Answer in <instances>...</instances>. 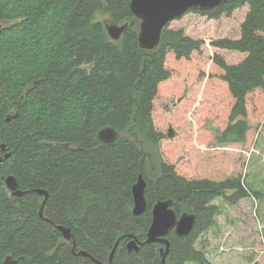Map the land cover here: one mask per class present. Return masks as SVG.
<instances>
[{
	"label": "trees",
	"instance_id": "trees-1",
	"mask_svg": "<svg viewBox=\"0 0 264 264\" xmlns=\"http://www.w3.org/2000/svg\"><path fill=\"white\" fill-rule=\"evenodd\" d=\"M130 4L0 0V154L2 144L11 153L0 164V264L8 256L18 264H98L79 255L81 250L109 263L120 237L147 239L154 204L170 199L178 215L194 214L196 224L187 236L170 233L167 263L211 264L196 243L217 224L221 209L214 201L222 197L233 205L250 195L241 179H189L163 159L151 175L142 142L158 148L166 137L153 113L160 84L172 77L167 56L189 59L204 42L168 26L157 48H142L140 19ZM244 6L249 10L241 36L212 43L246 54L238 64L214 56L234 100L229 122L217 135L222 145L246 142L248 96L264 92V0H225L188 11L219 19ZM101 12L109 21L128 23L121 39H111ZM105 127L120 134L113 144L99 138ZM132 131L137 137L128 135ZM9 175L26 191H49L45 218L39 214L44 197L13 195L5 182ZM140 176L147 209L135 215L133 186ZM58 225L71 228L73 240ZM128 241H121L112 264H163L164 244L146 243L136 253L128 251Z\"/></svg>",
	"mask_w": 264,
	"mask_h": 264
},
{
	"label": "rangeland",
	"instance_id": "rangeland-1",
	"mask_svg": "<svg viewBox=\"0 0 264 264\" xmlns=\"http://www.w3.org/2000/svg\"><path fill=\"white\" fill-rule=\"evenodd\" d=\"M248 10L244 6L219 19L187 12L169 24L171 28H183L191 38L204 43L189 59L168 54L166 66L172 77L160 84L153 113L156 129L166 137L158 148L142 142L150 156L151 175H155L158 162L163 159L189 179H241L248 190L250 195L237 204H229L222 197L214 201L221 209L217 224L196 243L211 264H264L263 90L257 89L248 96L251 128L246 142L222 145L217 141V135L229 122L234 100L221 79L222 69L215 64L214 56L219 54L229 64H238L246 54L212 43L222 38H239ZM98 17L109 21L106 13L101 12ZM128 135L137 137L134 131Z\"/></svg>",
	"mask_w": 264,
	"mask_h": 264
},
{
	"label": "water",
	"instance_id": "water-1",
	"mask_svg": "<svg viewBox=\"0 0 264 264\" xmlns=\"http://www.w3.org/2000/svg\"><path fill=\"white\" fill-rule=\"evenodd\" d=\"M223 1L225 0H131V11L141 21L139 33V42L141 47L147 50H154L157 48L161 43L164 29L167 28L173 20L182 17L190 9H210L222 4ZM105 26L111 39L117 41L121 39L123 33L128 27V23L120 25L112 21H107ZM119 135V132L112 127H105L99 132V138L105 144H113L116 142ZM1 148L3 155L0 154V164L11 155V153L7 151L4 144L1 145ZM5 182L7 188L13 195L22 196L28 192H36L44 197L39 214L40 217L45 218L44 208L49 197L48 190L33 189L31 191H26L21 188L18 180L13 175L7 176L5 178ZM145 190L146 181L143 176H140L137 183L133 186V211L135 215H141L147 209ZM172 205L173 200L171 199L159 200L156 202L153 206V220L147 233V239L142 242L133 234L120 237L110 254L109 263H104L94 258L91 254L84 250H81L78 254L90 257L98 264H112L113 257L121 241L127 238L129 239L127 243L128 251L136 253H139L141 246L146 243L164 244L165 247L161 248L162 262L163 264H168L167 258L171 245L169 239L170 233L175 231V233L180 237L187 236L192 232L196 224V216L194 214L183 213L178 215ZM46 220L54 224L52 220L48 218H46ZM57 227L66 240H73L74 235L71 228L64 225H58ZM75 246L76 245L74 243L73 251H75ZM3 264H18V260L14 259L12 256H8Z\"/></svg>",
	"mask_w": 264,
	"mask_h": 264
}]
</instances>
